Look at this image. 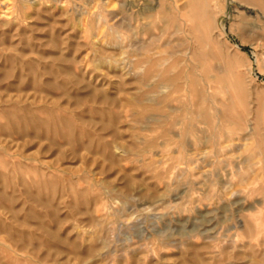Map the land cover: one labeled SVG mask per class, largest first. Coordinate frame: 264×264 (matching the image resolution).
I'll use <instances>...</instances> for the list:
<instances>
[{
	"label": "rangeland",
	"instance_id": "rangeland-1",
	"mask_svg": "<svg viewBox=\"0 0 264 264\" xmlns=\"http://www.w3.org/2000/svg\"><path fill=\"white\" fill-rule=\"evenodd\" d=\"M151 1L0 0V264H264V41L233 18L260 20L158 0L166 29ZM185 60L198 85L162 94Z\"/></svg>",
	"mask_w": 264,
	"mask_h": 264
},
{
	"label": "bare ground",
	"instance_id": "bare-ground-1",
	"mask_svg": "<svg viewBox=\"0 0 264 264\" xmlns=\"http://www.w3.org/2000/svg\"><path fill=\"white\" fill-rule=\"evenodd\" d=\"M250 2L249 4L252 6L251 8V14L254 12L256 17L259 18L260 20V25L257 24V23H252L246 16H243L242 13L240 12H237L235 15H234V21L236 22H240V24L238 25V31H246L247 29H258L262 32V39L264 41V0H247V2ZM203 2V0H200V5L201 3ZM204 5V4H203ZM153 13H157L158 15L162 16L161 20L164 21L165 25H166V29H170L174 23V17H173V12H172V8H164L162 7V4L160 1L158 0H152L151 2H147L145 3V6L140 8L139 9V12L138 14L141 16V17H147L148 18H154L153 17ZM156 16V15H155ZM141 24V23H140ZM130 28V27H129ZM132 28V27H131ZM149 25L146 26L144 24V27H141L139 29H135L134 30V34H133V41L131 43V48L138 52V53H142L143 51H146L150 46L151 44L153 43V41L155 40L153 37L151 39V41L149 43H146L144 41H141L139 39V35L141 34H145V33H148L149 32ZM134 29V28H133ZM164 33V32H163ZM215 34V33H214ZM211 35V39H213V41H218V38L216 37V35ZM143 36V35H142ZM161 39V37H160ZM242 40L243 42H246V39L245 37H242ZM120 42V41H119ZM262 43V42H261ZM214 44V43H213ZM220 44V42H219ZM120 45V44H119ZM215 45V44H214ZM221 47L224 49L225 53V57L228 59V61L233 64L234 66L236 67H239L240 66L237 64V61H236V54L235 52H233V50H230L225 44H220ZM255 45V44H254ZM237 46V45H236ZM120 47V46H118ZM237 48H240L239 46H237ZM123 51V50H122ZM106 53V52H105ZM159 54V53H158ZM182 55V54H180ZM264 55V54H263ZM157 59H149L146 64L147 65H153L155 66L156 68H162L164 66H166L168 64V60L166 58H162V56L160 55H157ZM142 57V56H141ZM185 57H189V54L186 53L184 54V58ZM146 58V57H145ZM137 60V59H136ZM109 62V61H108ZM145 64V62H144ZM145 66V65H144ZM143 66V67H144ZM151 68V67H150ZM179 68H180V71L174 75L173 77H169L165 74V71L163 69H161L158 74L155 76V80H156V83L158 82V87L159 89H162L161 91L162 94H165L166 91H168L169 89H176L177 91L179 90V92H181V90H183L182 88H184L186 90V88L188 87V71L190 74H192V76H194V80H192V84H193V87L195 88L198 84V80L197 78H195V75H196V67L195 66H192V65H189L187 60H185L184 62H182L180 65H179ZM146 69V68H145ZM205 82L206 84L208 83V80L205 79ZM183 84V85H182ZM206 87H208L206 85ZM88 88V87H87ZM190 90V89H188ZM60 91V90H59ZM93 94H91L90 96H87L85 95L84 97L86 98H83L82 99H77L78 102H77V105H81L82 103H85V104H90V103H94L96 101H103L101 102L102 105H107V104H115L113 102V98L111 97H108V95L106 96L104 92H102L101 90H98V89H94L93 90ZM61 92V91H60ZM87 92V91H86ZM256 91L254 92H251L252 95H254L256 97V99L258 100L256 94H255ZM57 93V92H56ZM92 93V92H91ZM66 94V93H65ZM64 94V95H65ZM63 95V97H64ZM67 95V94H66ZM65 95V96H66ZM89 95V94H88ZM200 95V98L202 99L204 105L206 106L207 103H209L208 99H206L207 97L205 96V92H202V91H199V94ZM151 97V96H150ZM252 98V97H251ZM59 100V99H58ZM148 101V100H147ZM150 101V100H149ZM152 101V99H151ZM154 101V100H153ZM152 101V102H153ZM199 107L200 108V115H199V119L198 120H201L205 125L209 126L212 125L213 123V118L209 115L208 111H207V107ZM209 108V107H208ZM259 110V109H257ZM99 113V112H98ZM215 116V115H214ZM191 118V117H190ZM192 119H194L192 117ZM192 121V120H191ZM196 122V121H195ZM202 123V124H203ZM166 124V123H165ZM110 125V124H109ZM189 125V124H188ZM107 130V128H106ZM105 130V131H106ZM187 133V132H186ZM188 136V135H187ZM229 139V138H228ZM207 146V145H206ZM261 152V151H260Z\"/></svg>",
	"mask_w": 264,
	"mask_h": 264
}]
</instances>
